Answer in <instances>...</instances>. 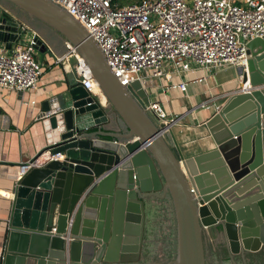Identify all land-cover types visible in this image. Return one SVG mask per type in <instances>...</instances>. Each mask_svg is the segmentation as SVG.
Returning <instances> with one entry per match:
<instances>
[{
  "label": "water",
  "instance_id": "water-1",
  "mask_svg": "<svg viewBox=\"0 0 264 264\" xmlns=\"http://www.w3.org/2000/svg\"><path fill=\"white\" fill-rule=\"evenodd\" d=\"M16 21L50 57L62 55L43 30L71 44L105 102L70 73L65 98L47 103L56 158L21 177L9 172L15 184L0 264H246L264 248L263 40L246 44L238 92L204 123L212 147L185 156L176 124L146 111L145 88L123 86L65 10L51 0H0V42L14 38ZM111 121L115 129L104 132Z\"/></svg>",
  "mask_w": 264,
  "mask_h": 264
},
{
  "label": "built area",
  "instance_id": "built-area-1",
  "mask_svg": "<svg viewBox=\"0 0 264 264\" xmlns=\"http://www.w3.org/2000/svg\"><path fill=\"white\" fill-rule=\"evenodd\" d=\"M51 1L84 27L125 87L136 81L143 87L146 79L162 76L170 80L167 68L186 74L192 67L206 71L232 67L239 70L241 80L249 58L246 44L255 39L264 41V0H139L132 4H122V0ZM14 28L11 43L0 45V88L20 99L24 92L36 88L42 75V64L36 58L40 38L22 22L16 21ZM65 46L66 52L55 58V64L71 72L77 85L90 96L100 98L84 60L71 44ZM69 58L75 59L74 65H69ZM204 80L202 77L196 82ZM170 88L184 93L187 83ZM146 111L163 124L177 122L158 101H150ZM51 114L44 122L48 148L36 159L17 166L18 177L56 158L49 151L59 141L47 123Z\"/></svg>",
  "mask_w": 264,
  "mask_h": 264
},
{
  "label": "crops",
  "instance_id": "crops-1",
  "mask_svg": "<svg viewBox=\"0 0 264 264\" xmlns=\"http://www.w3.org/2000/svg\"><path fill=\"white\" fill-rule=\"evenodd\" d=\"M240 0H236L239 2ZM46 36L53 37L58 54L66 52L64 41L52 36L49 30H43ZM10 38L0 45L11 43ZM50 52V47L47 49ZM36 52L37 60L42 64V75L33 90L22 94V98L14 92L0 88V164L5 176L0 173V261L3 252L6 221L10 214L12 189L15 184L9 172L21 164L36 159L48 148V138L44 125L47 103L51 97L65 98L68 89V76L55 64L50 52ZM171 79L165 77L146 79L143 87L150 101H158L170 117L177 120L172 132L182 152L188 156L199 154L212 147L204 123L232 95L238 92L240 80L239 70L232 67L206 71L192 67L188 73L176 74L171 68L165 70ZM205 78L201 83L196 82ZM186 82V92L170 88L172 84ZM68 98V96H67ZM33 102V104H31ZM51 106V103H49ZM108 114L111 111L108 110ZM119 123V129H122ZM114 122L101 126L104 132L113 131ZM94 127L90 130L96 129ZM46 156V155H45ZM63 156L59 159L62 160Z\"/></svg>",
  "mask_w": 264,
  "mask_h": 264
},
{
  "label": "trees",
  "instance_id": "trees-1",
  "mask_svg": "<svg viewBox=\"0 0 264 264\" xmlns=\"http://www.w3.org/2000/svg\"><path fill=\"white\" fill-rule=\"evenodd\" d=\"M156 214L154 215V217L156 216ZM169 241L170 242L168 244L170 245L171 250H172V248H174V240L172 238ZM148 244H146V245L148 246ZM149 245H152V244H149ZM248 257H249V263L248 264H259L261 261H264V255L263 254H259V253H257V254H250ZM236 261L237 262H240V258L239 257H236ZM224 262L225 263H229V259H228V256L227 255H226L225 259H224Z\"/></svg>",
  "mask_w": 264,
  "mask_h": 264
},
{
  "label": "rangeland",
  "instance_id": "rangeland-1",
  "mask_svg": "<svg viewBox=\"0 0 264 264\" xmlns=\"http://www.w3.org/2000/svg\"><path fill=\"white\" fill-rule=\"evenodd\" d=\"M139 0H122V4H132V3H135V2H138Z\"/></svg>",
  "mask_w": 264,
  "mask_h": 264
},
{
  "label": "bare ground",
  "instance_id": "bare-ground-1",
  "mask_svg": "<svg viewBox=\"0 0 264 264\" xmlns=\"http://www.w3.org/2000/svg\"><path fill=\"white\" fill-rule=\"evenodd\" d=\"M246 87H247V86H246ZM96 92H97V94L100 96V99H101L102 103L105 102V97H104L103 94L100 92V90L97 89Z\"/></svg>",
  "mask_w": 264,
  "mask_h": 264
},
{
  "label": "flooded vegetation",
  "instance_id": "flooded-vegetation-1",
  "mask_svg": "<svg viewBox=\"0 0 264 264\" xmlns=\"http://www.w3.org/2000/svg\"><path fill=\"white\" fill-rule=\"evenodd\" d=\"M167 212H169V211H167ZM217 232V231H216ZM218 233V232H217ZM219 234V233H218ZM220 252V251H219ZM259 254H262V253H264V248L260 251V252H258ZM234 260H235V258H234ZM240 262H241V258H240ZM242 263V262H241ZM249 263V257H247L246 258V264H248Z\"/></svg>",
  "mask_w": 264,
  "mask_h": 264
}]
</instances>
